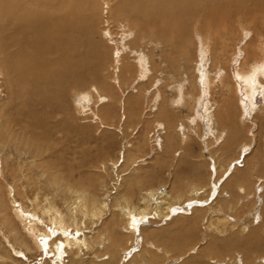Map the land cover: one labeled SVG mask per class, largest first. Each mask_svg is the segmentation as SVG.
<instances>
[{"label": "rangeland", "instance_id": "obj_1", "mask_svg": "<svg viewBox=\"0 0 264 264\" xmlns=\"http://www.w3.org/2000/svg\"><path fill=\"white\" fill-rule=\"evenodd\" d=\"M95 1L97 4L94 8L96 11L94 13V39L101 42L103 49L101 53V45L92 44L91 57L96 56L95 59L97 60L95 61H99L100 68L96 69L99 70L98 72L91 71L92 78L90 80L75 81L65 85L62 90H58L57 85L51 84L46 87L47 101L45 104H39L37 102L43 95L41 90L43 83H39L41 91L34 90L31 80L35 70L26 68L25 60L18 59L17 72L12 68L7 69L0 66V104L3 106L6 119L8 117L10 123L17 124L16 128L20 126L24 131L20 138L18 137L19 143L10 141L9 136L4 139L0 138V156L3 162V174H0V190L7 208L13 206L10 200L12 195L9 196L8 193L10 187L14 186L17 190L16 198L18 201L23 202L29 208L32 209L33 207L30 199L38 197L43 205L50 203L67 214L75 196L69 193L65 183V185L62 183L52 184L50 180L52 172H55L58 178L57 182L63 175H72L74 182L88 184L86 186L88 192L96 195L98 199L106 200L110 212L113 210V200L120 195L126 186L133 189L134 203H136L137 195L141 189L154 188L158 192H164L166 187L180 188L177 184L184 183L187 185L191 181L205 186L207 183L210 184L209 182L219 180L222 175H225L226 178V173L230 171L222 189L225 190L222 198L220 194L213 195V191L211 195L206 192L200 197L202 200L208 198L207 203H210L213 210L225 209L226 213H219L217 210L218 216H211L209 219L206 217L205 219V211L202 209L203 211L199 212L198 218L193 211L196 208L195 205L182 203L179 206L181 208H179L181 212L179 218L171 221L176 216L173 215L169 219L161 216V219L156 218L155 222L152 220L153 224L156 225L153 228L159 235L161 240L159 244L164 248L163 251L152 250L150 254H147L145 249L137 247L139 244H136L130 235L122 240L121 249L124 248L125 250L122 254L120 251L119 256H123L124 260L130 256L126 261L132 256H136V264H184L190 259L188 256L186 261L175 263L174 260L199 244L200 247L197 246L199 252L190 257L195 256L194 258H196L198 256V260L202 257L201 261L204 263L201 264H216L217 260L226 264H264V206L261 210L262 217L259 219L248 217L249 212L255 207V198L242 200L243 195L238 192L239 184L242 183L249 193L257 190L258 193H262V196L264 194V113H256V111L254 113L250 101L244 99V93L240 94V103L235 97L236 104H240L239 110L237 104L235 110H227L225 113H217L218 111H216L217 121H219L216 127L219 126L221 129H229L233 132L229 140H224V142L222 139L217 140L213 136L212 125L209 126L208 116L204 112L206 104L210 103L209 101L212 102L213 100L219 105L220 103L223 104V95L220 93L219 86H216L211 91L213 94H211L206 87H203L202 82L205 96L203 103L199 105L201 110L189 98L180 107L172 105V109L165 105L166 101L154 102L153 97L157 90L162 89V93L167 99L178 95L172 86L178 80L179 74L174 75V77H168L166 74L160 77L152 69V75H158L155 78V83L157 81L158 85L152 86L147 79L142 81L139 78L140 75H138L136 68L135 74H127L129 82H126L125 85H119V87L116 81L114 83L116 75L120 76L117 52H120L119 50L123 46L128 48V44L122 39L124 38L123 34L128 31L129 17L123 15L114 17L110 8L106 11L107 3H110L111 6L113 3L116 4L118 0ZM253 11L249 12L252 14ZM253 14L251 18L246 19V21L251 20L250 26L244 23V27L247 29L241 28L239 17L230 18L228 15L222 18V26L215 27L223 35L222 39L224 38L228 45L224 61L228 63L227 56L237 51L232 64L227 65L231 72L236 73L237 66L246 58L245 50L243 52L246 42L240 40L241 34L245 36L243 32L249 31L250 36L254 38L251 46L253 48H258L260 38L264 37V9H256ZM256 16L258 17L255 18ZM228 23H231L234 30V34L230 38L229 35L224 34ZM208 29L211 30V28ZM102 30L109 31L110 39L107 40L102 35ZM138 38L141 39L138 41V45L134 44L133 48L149 60L152 47L145 46L148 38L146 39L143 34ZM216 43L217 41L213 40V44L216 46L214 52L220 50ZM138 46L144 48L147 53L140 52ZM38 50L40 53V45ZM29 54H32V49H29ZM134 56L126 59L125 62L135 67L137 62L134 60ZM48 59L51 57L49 56ZM56 59V54L53 52V65H56ZM47 63L49 65L51 62L47 61ZM189 63L192 66L189 65L187 72H190L188 75H191L193 64ZM104 83L105 85H112L114 88L112 100L100 104L97 102V97L94 96L95 99L93 98V102L89 104L85 113H80L78 98L82 91H88L94 85L99 89ZM141 84L140 92L134 89ZM188 91L190 93L196 92L190 86ZM209 94L210 97L213 96L214 98H209ZM257 97L256 105L263 104L262 95L258 94ZM241 105H245L244 110ZM196 113H201L202 116L198 117ZM241 113L242 115L245 113L244 122L240 118ZM170 120L174 124L173 127H170ZM159 122L164 124L166 122L165 130L159 127ZM181 124H185V131L190 136L186 143L181 141L179 131ZM27 131H30V137V133ZM24 135L30 138L24 139L26 147L23 143L21 144L24 142L22 139ZM32 137L34 139H31ZM31 140H36L37 144H41L43 150L41 161L34 160L33 155L29 154L28 150L33 152L31 147L36 145V141H33L34 145H32ZM179 153L180 155L177 156L176 154ZM250 162L256 164L253 169H251L253 165L251 166ZM216 169L218 170L217 174ZM260 183H263V186L258 188ZM183 190H185L184 200L188 189L186 187ZM227 192L232 194V197H229ZM174 194L178 195L177 193ZM237 201H239L238 205L232 208L234 202ZM11 214H15V209L11 211ZM107 214L109 217L108 210ZM227 214H229L231 221L230 224L227 221L228 226L224 230L223 224L217 222L216 217L221 216L222 219H225L227 217L224 215ZM78 218V224L87 231V235L91 236V232L94 230L93 222L87 221L86 226H83L80 224L83 216L78 215ZM236 219L239 220L238 223ZM123 220L121 224L125 223ZM105 221L107 219L103 220V224ZM210 223H213L211 229L208 227ZM48 227L53 226L47 221ZM217 227L225 232L220 233L217 231ZM151 229V227H147L145 232L149 233ZM23 231L27 232L26 229ZM57 232L55 238L52 237L56 243L64 240L62 233H59L60 229ZM253 232L256 236L253 240H249ZM5 236H9V238L7 239ZM9 240L12 243L15 242L14 235H11L10 230L0 222V245L2 246L1 254L5 256L4 264H38L41 262L52 264L48 258L43 261L46 258L43 252L22 249L23 251H20L23 255L19 254L18 256L9 245ZM137 254H140V257ZM91 255L88 253L86 257L90 258ZM249 255L251 261L248 260ZM70 257L73 256L67 254L66 261H69ZM169 261L171 262L167 263ZM87 264L91 263L88 262ZM195 264H199V262Z\"/></svg>", "mask_w": 264, "mask_h": 264}, {"label": "bare ground", "instance_id": "obj_2", "mask_svg": "<svg viewBox=\"0 0 264 264\" xmlns=\"http://www.w3.org/2000/svg\"><path fill=\"white\" fill-rule=\"evenodd\" d=\"M96 4L95 0H0V66H4L7 69L12 68L17 72L18 59L20 58L26 61V68L35 70L34 77L31 80L34 90H40L39 83H43L41 89L43 95L38 99L37 103L45 104L47 101L46 87L51 84L57 85L56 88L62 90L65 85L75 81L81 79L90 80L92 78L91 71H99L96 70L100 68L99 61H95L97 60L95 59L96 56L91 57L92 44L95 46L101 45V53L103 49L101 42L94 39V13L96 12L94 8ZM109 6L110 3H107L106 11L110 8L112 16L123 15L124 17H129L127 22L129 24H127L128 31L123 34L124 38L122 39L128 44V48L123 46L119 50L120 52H117L120 76L116 75L114 83L116 81L118 86L128 83L127 74H135L136 68L138 75H140L139 78L142 81L147 79L152 86L154 84L158 85L157 81L155 83V78L158 75L161 77L166 74L168 77H174V75L179 74L178 80L172 86L178 95L169 98L171 99L169 100L164 97L161 89L157 90L153 97L155 103L161 100L166 101L165 105H168L171 109L173 108L172 105L179 107L184 105L188 98L194 102L195 106H199L203 103L205 96L203 87H206L211 93L216 86H219L220 93L223 95V104L220 103L219 105L213 100L212 102L209 101L210 103L206 104L204 112L208 116L209 126L212 125L213 136L217 140L222 139V141L229 140L233 132L229 129H221L219 126L216 127L219 124L216 111H218L217 113H225L227 110H235L238 104H236L235 99L237 98L240 103V94L244 93V99L250 101L253 106V112L264 113V37L261 35L258 48H253L251 46L254 38L250 36L248 30H243V35L246 37L241 34L242 38L240 40L246 42L243 48L246 58L245 61L237 66L236 73H234L228 70L227 65L232 64L237 51L227 56L229 59L228 63L224 61L228 45L226 40L222 39L223 35L220 31L215 28L216 26H222V18L228 15L230 18L239 17V25L242 29H247L244 25L250 26L251 20L246 21V19L251 18L256 9H264V0H118L116 4L113 3ZM251 10H254L252 14L249 12ZM215 18L221 20L219 21ZM208 28H211V30ZM102 32V35L107 40L110 39L108 30H102ZM142 34L146 39L148 38L145 46L152 47L149 60L133 48L134 44L138 45V41L141 39L138 36ZM224 34L229 35V38L233 36L234 30L231 23L226 26ZM213 40L217 41L216 44L220 49L218 52H214L216 46H214ZM255 40L257 41V39ZM39 45L40 53L38 50ZM138 47L141 50L140 52L147 53L144 48ZM29 49H32V54H29ZM96 49L98 48L96 47ZM53 52L57 58L56 65L52 64ZM131 54L132 56L135 55L134 60L137 62L135 67L125 62L126 59L128 60V58L132 57L129 56ZM49 56L51 59H48ZM47 61L51 63L48 65ZM189 62L193 64L191 75H188L190 72H187L189 65H191ZM152 69L155 74L158 73L157 76L152 75ZM163 79L165 80L164 77ZM141 86L142 84L134 89L140 92ZM189 86L196 92L190 93L188 91ZM93 87L94 89H92ZM92 88L88 91H82L78 98L80 113H85V110L89 108V104L93 102L94 96L97 97V102L100 104L108 103L113 98L114 88L112 85H105L104 83L99 89L95 85ZM258 94L263 97V104L261 105H256ZM212 97L209 94V98ZM169 107L168 110L170 111ZM239 107L240 104H238V110ZM241 107L243 109L245 105H241ZM241 112L243 111L241 110ZM201 113L196 114L201 117ZM240 116L244 122L245 113L243 115L241 113ZM7 119L3 112V106L0 104V138L4 139L9 136L8 139L10 141L19 143L18 137L20 138L24 132L23 128L20 126L16 128L17 124L14 125L15 123L12 124ZM165 124L159 122V127L165 130ZM173 125L170 120V127H173ZM2 126L4 127L2 128ZM180 128L181 141L186 143L190 136L185 131V124H181ZM29 137L22 136L24 142H21V144L23 143L25 146L24 139ZM31 139H34V137ZM34 142L32 145H34ZM40 145L36 141V148L34 146L31 147L33 152L27 149L29 154L35 158L34 160L37 161H41L43 157V150ZM176 155L179 156L180 153ZM2 166L3 162L0 156L1 175L3 174ZM251 166V169H253L256 166L255 162H252ZM215 172L217 174L218 170L216 169ZM229 173L230 171L226 173L227 176ZM224 176L222 175L217 181L209 182L210 184L206 182L205 186L191 181L187 182V185L184 183L177 184L181 189L171 184L172 187H166L164 192H158L154 188L141 189L139 195H137L136 203H134L135 195L133 189L126 186L120 195L113 200V210L109 212L110 209L106 200L98 199L96 195L88 192L86 188L88 184L85 182H74L72 175H63L60 181L57 182L58 178L55 172H52L50 177L52 184L62 183L63 185L65 183L69 193L75 196L67 214H64L59 208L54 207L50 203L43 205L38 197L30 199V203L33 206L31 209L29 206L24 205L23 202L18 201L16 198L17 190L14 186H11L8 194L9 196L12 195V197L10 196L13 204L12 208H7L6 201L4 202L5 199L2 197L0 190V222L10 230L11 235H14L15 242L12 243L9 240V245H11L13 252L17 253L18 256L21 254L20 250L26 249L27 251L43 252L46 258L42 260L46 261L48 258L52 264H87L88 262L91 264H136V256H132L128 261L126 260L130 256H127L126 260L122 258L123 256H119V252L121 251L122 254L125 250L124 248L121 249L124 237L132 235L133 241L139 244L136 246L145 249L147 254H150L152 250L163 251L164 248L159 244L161 242L159 235L153 228L156 226L153 224L156 218L162 216L169 219L173 215L176 216L171 221L179 218V213H181L179 206L182 203L190 204L191 206L195 205L196 208H193V211L197 214V217L204 209L205 219L206 217L209 219L211 216H218L219 213H226L225 209L222 208L224 212H221L223 210L219 208V210L217 209L219 211L217 215V210H213L210 203H207L208 198L205 200L200 198L206 192L211 195L212 191L213 195L220 194L222 198L225 191L222 189L227 178V176L226 178ZM243 185L241 183L238 187V192L243 195L242 200L255 198V207L249 212L248 217L259 219L262 217L261 210L264 206V194L262 196V193H258L257 190L249 193ZM261 186H263V183H260L258 188ZM186 187L188 190L186 198L183 200L185 193L183 189ZM227 193L229 194V192ZM229 197H232V194H229ZM234 203L232 208L236 207L239 201ZM14 209L15 214L12 215L11 211ZM107 210L109 217L107 216ZM78 215L83 216L82 223H80L83 226H86L87 221L91 220L93 222L91 223L94 225V230L91 232V236L87 235V231L83 230L78 224ZM224 216L227 218H216L218 219L217 222L222 223L224 230H226L231 220L229 214ZM236 216L240 218V216ZM106 219L107 221L103 224V220ZM123 219L125 223L121 224ZM47 221L53 227L47 228ZM236 222L238 223L239 220ZM147 227L152 228L149 233L145 232ZM208 227L211 229L213 223H210ZM23 229H26L27 232L25 233ZM56 229H60L59 233L64 236V240L62 239L63 241L61 240L58 243L52 239L58 233ZM216 229L220 233L225 232L220 227ZM254 236H256L255 232L252 233L249 240H253ZM5 238L8 239L9 236H5ZM197 246L200 247L199 244L195 245L190 251L185 252V254L174 260V262L184 261L188 256L190 259L188 261L185 260L184 264L204 263V261H201L202 257L200 260H198V256L196 258H194L195 256L190 257L192 254L199 252V247ZM1 248L2 246L0 245V264H4L5 256L1 254ZM194 249L196 250L192 252ZM165 252L167 253L168 251ZM88 253L92 254L90 258L86 257ZM128 253L130 254V252ZM67 254L73 256L69 258V261H66ZM139 255L137 254V256ZM250 259L251 256L248 260L251 261ZM219 261L217 260L215 263L226 264L223 261ZM38 264L47 263L41 262Z\"/></svg>", "mask_w": 264, "mask_h": 264}]
</instances>
